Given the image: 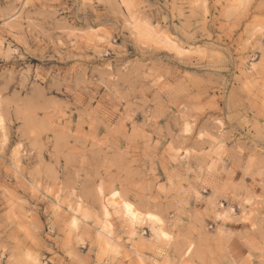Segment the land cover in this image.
<instances>
[{"label": "rangeland", "instance_id": "obj_1", "mask_svg": "<svg viewBox=\"0 0 264 264\" xmlns=\"http://www.w3.org/2000/svg\"><path fill=\"white\" fill-rule=\"evenodd\" d=\"M0 105V264H264V0H0Z\"/></svg>", "mask_w": 264, "mask_h": 264}, {"label": "bare ground", "instance_id": "obj_2", "mask_svg": "<svg viewBox=\"0 0 264 264\" xmlns=\"http://www.w3.org/2000/svg\"><path fill=\"white\" fill-rule=\"evenodd\" d=\"M0 124L3 125L1 105H0ZM79 220L80 219L75 215L71 220V224L76 228L79 224ZM126 221H127L128 226L131 230H132V228L136 227L137 225H140L144 222H148V223L152 224L151 228H152V231L154 232L155 237H157L160 240L169 238V234L165 231L164 222L162 221V219H160L157 215H155L153 213H146V212L143 213V212L139 211L137 208H135L134 206H130L128 208V215H127ZM99 233H100V235H102L104 237H107V238L111 237L103 229H100ZM107 243H109V242H107Z\"/></svg>", "mask_w": 264, "mask_h": 264}]
</instances>
